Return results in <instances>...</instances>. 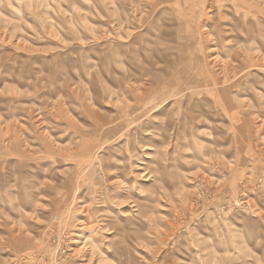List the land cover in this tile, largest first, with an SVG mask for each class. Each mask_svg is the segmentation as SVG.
I'll return each instance as SVG.
<instances>
[{"label":"rangeland","instance_id":"obj_1","mask_svg":"<svg viewBox=\"0 0 264 264\" xmlns=\"http://www.w3.org/2000/svg\"><path fill=\"white\" fill-rule=\"evenodd\" d=\"M263 74L264 0H0V264H113L120 245L129 264H264ZM150 154L179 187L146 181Z\"/></svg>","mask_w":264,"mask_h":264},{"label":"bare ground","instance_id":"obj_2","mask_svg":"<svg viewBox=\"0 0 264 264\" xmlns=\"http://www.w3.org/2000/svg\"><path fill=\"white\" fill-rule=\"evenodd\" d=\"M18 1V3H20V2H22L23 0H17ZM31 1V0H30ZM43 1V0H42ZM47 1V0H46ZM216 1H220V0H214V2H216ZM229 1H242V0H229ZM36 2V1H35ZM29 3V2H28ZM45 4H46V2H44ZM35 4V3H34ZM216 4H218V3H216ZM45 8H46V6H44ZM58 7V6H57ZM240 8H242V7H240ZM248 9V8H247ZM249 10V9H248ZM238 12V11H237ZM119 21V20H118ZM117 21V22H118ZM121 21H122V19H121ZM120 21V22H121ZM113 22V21H112ZM120 22H118V25L120 26L121 24H119ZM86 35V34H85ZM222 40V39H221ZM151 44H153L152 42L151 43H148V45L150 46ZM225 45V44H224ZM216 48H209V50L208 51H212V50H215ZM147 50L148 49H145L144 50V52L143 53H137L136 54V56H131V59H132V62H133V60L135 61V67L137 68L136 70L137 71H139L140 73H142L141 75H146L148 72H146V73H143L144 71H146L147 69H146V65H147V63L146 62H144V65L142 64V65H140V62L139 61H141V58H140V56H141V54L143 55V56H145L146 55V53H147ZM252 51V49H249L248 50V52H246L245 53V55H246V57H245V61H246V63L247 62H251V60H252V58H251V56H250V52ZM113 52V51H112ZM254 53V52H253ZM112 55H113V53H112ZM115 55V58H114V61H115V63H116V65L118 66V68L120 69V68H122L123 66H124V64L122 63L123 62V60L121 59V54L120 53H116V54H114ZM217 56H218V54H216L215 56H213L212 58H211V60H213L214 58H216L217 59ZM231 55H229L228 56V58L230 57ZM220 58V57H219ZM222 58V57H221ZM82 61H83V59H80V61L79 62H81L82 63ZM77 64V63H76ZM98 64V63H97ZM134 64V63H133ZM241 64H244V63H241ZM233 65V64H232ZM231 65V66H232ZM76 66V65H75ZM74 66V67H75ZM77 66H78V64H77ZM93 66H95V64H93ZM248 66V65H247ZM81 67H83V66H81ZM92 67V64H89L87 67H83V68H85L86 70H85V73H86V75L87 74H89L90 73V68ZM82 68V69H83ZM222 68V67H221ZM232 68V67H231ZM241 68H242V66H241ZM245 68H246V66H245ZM233 69V68H232ZM259 69V68H258ZM221 70V69H220ZM234 70V69H233ZM261 71H262V69H260ZM227 71V70H226ZM226 71H225V73H226ZM259 71V70H258ZM231 72V71H230ZM263 72V71H262ZM134 73V72H133ZM131 74V76H134L135 77V81H134V83L135 82H137L138 80H139V78L137 79L136 77L137 76H135V74ZM224 73V76L226 75ZM231 73H236V72H231ZM253 73V72H252ZM260 73V72H259ZM111 74V76L113 77V72H111L110 73ZM138 74V73H137ZM228 74H229V72H228ZM85 75V74H84ZM85 75V76H86ZM114 75H116L115 73H114ZM257 75V74H256ZM255 75V76H256ZM264 75V74H263ZM52 76H55V75H52ZM52 76L50 77V82H52V83H56V82H58L59 80H61V81H63V82H65L66 81V79L68 78V77H66V76H68L67 74H65V73H63V74H60L59 75V77H58V80H56L55 82H54V80L52 79ZM88 76V75H87ZM227 76H229V75H227ZM258 76V75H257ZM234 77V76H233ZM259 77H261V75L259 76ZM226 78V76L224 77V79ZM232 78V77H231ZM264 78V77H263ZM113 79L115 80H117L118 78H115V76L113 77ZM230 79V78H229ZM228 79V80H229ZM233 79V78H232ZM255 80V79H254ZM262 80V79H261ZM227 81V80H226ZM257 81H259V82H261L262 83V81H260V80H258L257 78H256V82ZM225 82V81H224ZM223 82V83H224ZM229 82V81H228ZM117 83H119V82H117ZM117 83H116V89L117 90H119L120 89V87H119V85H117ZM227 83V82H226ZM252 83V82H251ZM217 84H218V79L216 78H213V82H211L210 84H208V82H206L205 80H203V82H202V84L199 86L200 88H202L203 89V91H207V88L208 87H210L209 88V94H211L212 92L213 93H216L219 97H222V94H224V92L226 91V89L228 90V86L231 88V86L230 85H221L219 88H221V89H219V88H217L216 86H217ZM264 84V83H263ZM58 85V84H57ZM59 86H60V84H59ZM198 86V85H197ZM189 88H193V87H189ZM127 89H128V91L132 94V93H134L133 91H134V87L131 85V84H128V87H127ZM140 89V88H139ZM145 89V91H147V92H149V89L146 87V88H144ZM212 90V91H211ZM147 92H145V93H147ZM107 93H109V94H107V96L108 97H110L112 94L110 93V92H108L107 91ZM141 93H143V92H140V93H138L139 94V96H140V94ZM229 94V93H228ZM147 95H148V93H147ZM129 98H132V97H130L129 96ZM143 99H144V96L142 97ZM132 99H134V97L132 98ZM155 99V98H154ZM52 103H53V105H52V107H53V109H54V101L52 100ZM154 104V103H153ZM148 108V107H147ZM135 109H136V107H133L132 108V110H131V112H134L135 111ZM186 116H180L181 118H179L180 120H177V123L174 125V129H172L168 134H170L169 136L170 137H173V139H175V140H177L178 138H180V137H183V139L185 140L186 139V136H187V133H186V130H188V129H186L187 127H186V125L188 124L189 125V120L188 119H190V121H191V116L193 115V113L191 112V113H189V114H185ZM196 115V114H195ZM200 115V114H199ZM197 117H198V115H196ZM38 117V116H37ZM192 118H193V116H192ZM192 122H195L194 120L192 121ZM192 125V124H191ZM190 128V127H189ZM102 130H103V128H102ZM101 130V131H102ZM164 131H165V129H163ZM189 131V130H188ZM187 131V132H188ZM116 133H118V132H116ZM116 133H113V128L111 129V128H107L106 130H105V132H104V134H103V136L104 137H106L107 136V140L108 139H112L113 138V136H115V134ZM153 133L154 134H156V136L159 138L160 136H161V134L158 132V133H155L154 131H153ZM189 134V133H188ZM190 136V135H189ZM160 139V138H159ZM162 139L163 138H161L160 139V141H162ZM111 141V140H110ZM164 141V140H163ZM190 145H192V144H190ZM64 146V145H63ZM191 147V146H190ZM64 148V147H63ZM88 148H86V149H80V150H78L77 149V152H76V155L77 156H81V157H85L86 156V154H88L89 153V151L90 150H87ZM66 150V149H65ZM157 150V149H156ZM154 152H155V150H153ZM66 152H67V154H69L68 153V151L66 150ZM51 154H53V153H51ZM161 154V153H160ZM70 155V154H69ZM155 157H157L158 158V160H155V161H152L151 159H153V157L154 156ZM153 155H147V158L148 159H150V161H151V163H148V164H145L144 163V165H145V167L143 168V170L146 172V174L148 175L147 176V178H146V181L147 180H150L151 182H153V185L155 184V185H157V183L158 182H161L162 180H163V178H165V177H167V178H172V179H176V181H175V184L179 187V185H181L182 184V182H180L182 179H183V174L182 173H173V172H171L172 170L171 169H168V167H167V165L165 164V160H167V158L166 157H162V155H159L160 156V158L156 155V154H153ZM165 156V155H164ZM60 157V156H59ZM175 159V158H174ZM206 160V159H205ZM168 161V160H167ZM207 162V161H206ZM151 164L153 165V166H151ZM150 168V169H149ZM152 168V169H151ZM76 175H77V173H76ZM73 177V176H72ZM234 178V177H233ZM77 180V179H76ZM75 180V181H76ZM236 185V184H235ZM232 188H233V186H231ZM166 188V187H165ZM163 189V188H159V187H156L155 188V190H154V194H151V195H149L148 196V198H142V200H139V202H136L135 203V201H133L134 202V210L132 211V218H134V219H136V220H140V221H144V220H146V219H148V215H151L152 214V212H154V210H153V202L156 200V198H158V197H160V196H163L164 195V191H166V189ZM234 188H235V186H234ZM233 188V189H234ZM167 192V191H166ZM24 194V193H23ZM169 194V193H168ZM24 196H25V198L26 199H29L30 200V195H28V194H24ZM106 198H108V197H106L105 196V199ZM144 201V202H143ZM237 201V200H236ZM103 207V206H102ZM104 210V208H101V209H99L98 211H100V212H102ZM105 211V210H104ZM103 211V212H104ZM148 211L149 212H151V213H149L148 214ZM101 213V214H104V213ZM111 223V222H110ZM257 223L255 222V221H250V223H248V224H245V225H242V230H243V236L244 237H246V238H248V239H251V238H254L255 236H257V234H258V232H259V227H258V225H256ZM107 225H109V223L107 224ZM126 230H122V232H125ZM230 234H231V232H230ZM121 236L122 237H124L125 235L122 233L121 234ZM127 236V235H126ZM134 238V237H133ZM232 238V237H231ZM82 239V238H81ZM127 239V238H126ZM75 241H77V240H75ZM91 241V237L90 236H86L85 238H84V242L85 243H89ZM243 241V240H242ZM111 242L112 241H110V244H111ZM237 243V242H236ZM235 243V244H236ZM41 244V243H40ZM125 244V243H124ZM238 244V243H237ZM243 246H245V245H243ZM39 247V246H38ZM233 247H235L236 248V246H233ZM238 247H239V244H238ZM238 247H237V249H238ZM240 248H242V247H240ZM94 249V245H92V247H91V249H90V251L92 250V252L94 251L93 250ZM112 249H113V247H112ZM115 250H114V252L113 253H115V255H116V258L113 260V264H129V263H131V259L129 260V256H128V251L126 250V248H124V246H118V247H116V248H114ZM241 251H242V249H240ZM239 251V250H238ZM237 251V252H238ZM241 251H239V252H241ZM236 252V253H237ZM89 254V253H88ZM233 254V253H232ZM241 260V259H240Z\"/></svg>","mask_w":264,"mask_h":264}]
</instances>
